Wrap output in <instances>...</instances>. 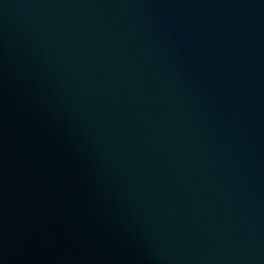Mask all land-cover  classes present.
<instances>
[{
  "label": "water",
  "instance_id": "obj_1",
  "mask_svg": "<svg viewBox=\"0 0 264 264\" xmlns=\"http://www.w3.org/2000/svg\"><path fill=\"white\" fill-rule=\"evenodd\" d=\"M0 243L264 264V0H0Z\"/></svg>",
  "mask_w": 264,
  "mask_h": 264
}]
</instances>
